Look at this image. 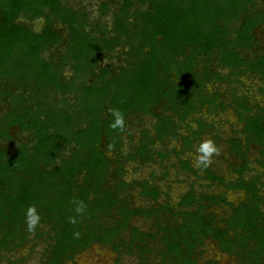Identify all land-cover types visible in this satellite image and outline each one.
<instances>
[{
    "label": "trees",
    "instance_id": "obj_1",
    "mask_svg": "<svg viewBox=\"0 0 264 264\" xmlns=\"http://www.w3.org/2000/svg\"><path fill=\"white\" fill-rule=\"evenodd\" d=\"M69 1L0 0V106L6 102L0 115V141L6 143L0 147V260L29 236L46 235L47 256L39 264H66L93 244L134 256L136 264H196L205 240L239 264H264V157L256 159L263 172L244 179L248 146L264 153V107L253 112L245 96L232 98L244 135L229 142L241 161L230 166L234 181L180 157L212 128L198 115L224 108L218 93H206L207 84L249 75L264 85V42L255 36L264 25V0H103L95 18ZM38 20L43 23L36 31ZM109 108L124 113L126 127L132 114L155 120L125 157L121 137L127 130L109 128ZM15 132L27 135L18 140ZM175 138L180 150L155 149ZM171 153L183 172L200 178L203 171L208 185L243 191V200L235 205L224 192L197 193L190 184L175 206L130 207L121 197L129 186L152 202L161 192L148 181H124L122 160L142 166ZM74 199L87 208L71 225ZM33 204L41 217L35 234L24 224ZM222 205L229 213L218 218L211 210ZM133 216L150 220L154 232L132 226Z\"/></svg>",
    "mask_w": 264,
    "mask_h": 264
},
{
    "label": "rangeland",
    "instance_id": "obj_2",
    "mask_svg": "<svg viewBox=\"0 0 264 264\" xmlns=\"http://www.w3.org/2000/svg\"><path fill=\"white\" fill-rule=\"evenodd\" d=\"M103 0H70L69 4L73 7L84 8L90 15V17H98V4ZM110 14L104 16L103 20H109ZM42 20L33 22V29L39 31L42 26ZM60 28V27H59ZM255 36L257 40L264 42V25L255 29ZM261 45H258L254 51H258ZM116 54L112 55V62L114 65L119 63L116 60ZM251 53L247 56L250 57ZM107 60L101 62L102 65L107 64ZM201 65V64H199ZM223 74L227 73V70L220 71ZM232 83H209L206 85V93L213 94L218 93L217 102L224 105V108H217L207 113L206 109L202 111L201 116L206 124L212 126V128L205 130L200 136V141H195L193 149L181 154V159L188 160L190 165L194 169H199L193 161L196 156V146L204 139H211L220 149L219 155L212 157V164L209 168L217 176L224 178V182L234 181L236 175L230 169L231 165L239 166L241 161L237 158L236 154L229 152V142L235 138L243 139L244 135L241 133L243 124L238 120V116L235 113L232 103V98L245 96L248 100L250 107H253V112L256 110L255 106L259 105L264 107V92H260L259 88H263L264 85L255 77H249V75H241L239 78H232ZM5 103H1L0 115L3 112ZM155 120L147 115L132 114L129 116V123L126 127L127 134H123L121 139L123 142L121 152L122 157H125L131 150V144L138 141L140 137L139 133L141 130L151 131L152 125ZM189 122V120L187 121ZM185 123V122H184ZM184 125V124H183ZM193 129H196V124L191 123ZM180 134L186 135L188 130L185 128H179ZM16 139L24 140L26 133H16ZM3 141H0V147L5 145ZM155 149L159 151H171L173 149L180 150L181 143L180 138L171 139L166 142L165 145L156 144ZM264 151V145L261 147ZM110 157V154H108ZM246 157L248 160V169L244 173V179H248V176L258 175L263 172V168L256 162L264 157V153H260L259 148L255 145L250 144L246 151ZM115 158V157H113ZM123 161L124 173L121 178L127 183L134 181H148L150 184L156 185L161 194L156 202H152L148 198L139 196V188L129 186L124 189L121 197H127L130 201V207H150L151 205H163L168 203L169 206H175L180 196L189 190L190 184H193V188L197 193L202 194H219L224 192L228 202H232L235 205L241 202L244 198L243 191L231 192L224 188L222 185H218L216 182L210 184V180L205 179L204 172L199 171L200 178L195 177L191 173H185L175 165L177 158L174 154H170L168 158L164 160L154 157V160L146 165L138 166L137 163L131 161ZM166 176L164 177V175ZM151 175L153 177H151ZM114 179L110 178V181ZM264 181V178H263ZM208 185V186H207ZM263 190V189H262ZM213 211L218 218H223L229 213L228 206L214 207ZM152 222L146 218L140 216H133L130 220L132 226L137 227L141 231L154 232L155 228L151 224ZM40 230H46L44 225L40 226ZM46 235L39 238H34L32 235L29 236V240L22 248L2 253V259L0 264H7L8 260L15 261L18 258H22V264H39L43 260L46 254L47 242ZM202 253L200 254L196 264H204L208 260H215L218 264H239L235 256H231L219 251L217 245L212 240H205L204 245L200 248ZM116 258H118V264H136V257L122 254H117L108 247H103L99 244H93L88 249L74 256L72 261H68L66 264H117ZM159 257L155 259L158 261Z\"/></svg>",
    "mask_w": 264,
    "mask_h": 264
},
{
    "label": "clouds",
    "instance_id": "obj_3",
    "mask_svg": "<svg viewBox=\"0 0 264 264\" xmlns=\"http://www.w3.org/2000/svg\"><path fill=\"white\" fill-rule=\"evenodd\" d=\"M124 101L121 100V103ZM109 115L111 116V122L109 123V128L112 129L117 134L124 133L126 131V117L124 113L119 108H109ZM196 156L193 163L199 168H208L212 164V157L214 155H219L220 149L211 139H204L196 146ZM74 205L73 212L74 215H71L67 218V222L71 225H76L78 223L77 217H83L87 208L86 203L83 200L72 201ZM41 217L37 211L36 206L29 205L25 209L24 213V224L26 231L32 234H35L36 229L39 227ZM81 233L79 230L73 232V237L79 239Z\"/></svg>",
    "mask_w": 264,
    "mask_h": 264
}]
</instances>
